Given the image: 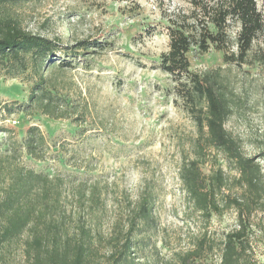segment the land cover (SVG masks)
<instances>
[{
  "label": "rangeland",
  "instance_id": "obj_1",
  "mask_svg": "<svg viewBox=\"0 0 264 264\" xmlns=\"http://www.w3.org/2000/svg\"><path fill=\"white\" fill-rule=\"evenodd\" d=\"M256 1L264 9V0ZM2 8L21 28L60 45L87 39L100 46L79 50L71 69L46 72L43 85L62 117L44 114L38 102L29 101L35 74L0 73V196L18 169L59 178L61 205L54 217L61 216L69 230L77 222L90 226L102 238L98 252L104 258L105 239L125 228L146 187L153 193L154 223L136 238V260L161 264L203 242L196 264H219L226 234L240 229L241 264H264V201L242 222L233 210L206 219L182 187L179 167L193 157L197 131L158 60L168 50L167 15L190 14V0H3ZM188 58L191 72L220 70L234 87L237 104L225 128L259 162L264 178V70L227 64L214 47L205 53L192 49ZM30 126L45 137L40 159L23 147ZM214 164L230 171L221 153L208 150L204 176ZM30 236L26 230L0 244V264H28L24 248Z\"/></svg>",
  "mask_w": 264,
  "mask_h": 264
},
{
  "label": "trees",
  "instance_id": "obj_2",
  "mask_svg": "<svg viewBox=\"0 0 264 264\" xmlns=\"http://www.w3.org/2000/svg\"><path fill=\"white\" fill-rule=\"evenodd\" d=\"M190 2V14L167 15L168 50L158 60L159 68L172 77L188 105L197 131L193 157L181 162L179 176L193 209L203 217L209 219L233 210L241 220L264 201L261 167L254 157L242 152L239 139L225 128L237 104L234 87L220 76V70L212 74L191 72L188 53L192 49L205 53L214 47L222 51L227 64L264 70V9L256 0ZM232 29H235L234 35H231ZM99 46L98 41L87 39L60 45L26 31L4 8L0 10V73L9 78L35 74L29 101L38 102L44 114L63 116L55 113L61 111L60 106L53 104V93L43 85L47 81L46 72L71 69L73 59L80 55L79 50ZM45 144L39 129L30 126L23 138L25 152L40 159L44 156ZM208 150L221 153L230 171L225 172L214 164L204 176L201 164L205 163ZM60 184L59 178H49L33 170L15 171L0 196V244L29 230L30 240L24 248L28 264H144L132 254L137 236L153 227L150 190L144 187L140 191L125 228L113 230L107 236L106 256L102 258L98 252L102 238H97L90 226L77 222L69 230L61 216L54 217L61 205ZM92 195L91 191L93 201ZM242 237L240 229L226 234L219 264H241L237 243H242ZM202 243L161 264H196Z\"/></svg>",
  "mask_w": 264,
  "mask_h": 264
},
{
  "label": "built area",
  "instance_id": "obj_3",
  "mask_svg": "<svg viewBox=\"0 0 264 264\" xmlns=\"http://www.w3.org/2000/svg\"><path fill=\"white\" fill-rule=\"evenodd\" d=\"M12 124H15L16 123V120H12V122H11Z\"/></svg>",
  "mask_w": 264,
  "mask_h": 264
}]
</instances>
